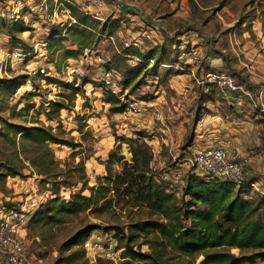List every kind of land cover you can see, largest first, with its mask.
Instances as JSON below:
<instances>
[{"label": "rangeland", "instance_id": "1", "mask_svg": "<svg viewBox=\"0 0 264 264\" xmlns=\"http://www.w3.org/2000/svg\"><path fill=\"white\" fill-rule=\"evenodd\" d=\"M39 1L35 0V3ZM171 1L173 0H151V4H154L156 11L159 12L153 20L160 21L163 27H165L163 22L158 18L161 14L167 13L169 3H173ZM197 1L203 7L212 6L206 10L210 18L206 31L214 44L221 35L230 37L232 33L231 37L234 38L231 29L240 25L242 21H245L243 29L258 28L255 34L250 31V35L246 37L249 49L247 58L244 59L251 65L256 78L264 77V0ZM106 2L107 6L112 7L118 0ZM48 3L54 4V0H48ZM8 6L12 8L9 0H0V60L6 52L16 48L25 54V60L24 63H16L15 59H11L0 71V163L9 161L20 172V175L15 176V181L7 184V178L0 183L3 199L8 197L0 203V211L14 208L21 210L23 214L31 215L41 203L52 196L51 185L42 182L44 177L34 173L24 160L30 154V150L25 151L24 144L28 140L22 141V134L24 130H29L37 124L53 126L61 142H66L51 144L54 158L63 170L59 179L64 175L69 176L72 173L69 171L70 168L81 160L84 163L83 172L87 186L97 184V177L103 176L106 172L105 163L109 160V154L115 152L128 160L131 159L129 147L122 141L135 138L139 134L145 137L150 146L152 171L168 190L179 192L180 195L184 179L192 169L193 151L197 146L205 144L203 143L205 137L201 133L202 124L207 118H214L210 115H214L216 111H220L221 114L235 113L233 107L228 106L220 96L218 89L210 87L203 90V86L197 84L196 80L181 76L187 72L188 66L182 53L187 55L194 53L189 50V46L178 44L173 47L169 41L168 44L163 42V46L167 48L153 51L154 60L163 52L164 57L160 62L169 66L158 65L153 75H147L148 71L152 72L151 67L148 71L144 69L140 71L139 77L135 80L137 87L129 92L141 102V107L138 114L126 116L123 114L122 100L118 102L111 97L99 81L104 68L118 70L122 74L121 78L135 74L132 68L135 65L127 62L125 56L127 50L121 42L125 35L119 33L117 21L114 26L111 18H106L105 15L101 20L86 15L85 24L83 23L85 27L73 26L65 30L62 24L66 22L67 17L60 11L53 16L49 10L45 16L26 15L22 21L27 24L28 30L16 33L13 37L9 33V27L16 22H11L5 14ZM71 11L79 21L85 17L77 9L72 8ZM202 12L205 11L196 9L190 14L189 19H184L185 23L182 22L180 28L203 23ZM76 28H85L87 34H91V42L88 45L98 51V55L104 60L103 63L99 65L95 62L81 61L79 47L71 40V33ZM121 30L123 31L122 28ZM156 35L158 34L155 33L154 39ZM109 36H113L114 42ZM46 41L47 45L41 47L39 43ZM36 49L39 53L45 52L46 58L36 57ZM71 50L74 52L72 55L67 53ZM175 65H180L182 69H176ZM38 66L50 70V75L29 73L32 68ZM73 66H80L82 69L80 82L88 81L84 86L77 87L76 91L71 87L76 78L70 72ZM48 78L52 81L49 82ZM210 95L217 97L216 107L207 102L206 98ZM244 97L247 100L243 105H246L250 99ZM255 106H257V108L253 106L255 113L264 114L257 104ZM156 110L161 113L160 119L154 116ZM46 113L55 119L48 120ZM263 114L256 120L262 128L250 131L245 144H242L238 151L241 158L248 160L244 170L245 176L256 182L258 187L257 190L250 191L252 192L250 195L260 205V211L264 214ZM226 116L224 114V117ZM113 167L117 168L116 165ZM77 192L89 195L88 189H83L82 183L79 182L68 187L62 186L59 189V196L69 200L71 194ZM113 201H116V198ZM149 217L153 215L144 207L120 209L113 202L106 210H88L70 217L60 225L48 227L45 231L25 228L26 263L143 264L136 260L125 261L121 258L123 249H119L118 255L113 259H108L103 255L102 248L109 247L108 251H112L122 245L121 235L114 226L122 227L127 235V224ZM91 224L98 227L88 229ZM97 236L100 237L102 248L87 250L84 246L86 240L91 239L92 242ZM142 250L147 251L146 246H143ZM0 264H6L1 248ZM251 264L264 262L256 261Z\"/></svg>", "mask_w": 264, "mask_h": 264}, {"label": "trees", "instance_id": "2", "mask_svg": "<svg viewBox=\"0 0 264 264\" xmlns=\"http://www.w3.org/2000/svg\"><path fill=\"white\" fill-rule=\"evenodd\" d=\"M84 16L78 20L81 25L75 26L85 27L86 15ZM26 30L28 26L23 21L9 27V33L13 37L16 33ZM59 33L61 34V31ZM90 35L85 28H76L71 33V40L79 47V53L83 47L90 46ZM85 43L87 45H84ZM129 51L143 60L132 67L135 74L121 78V85L133 91L137 87L135 80L140 71H148L151 67L152 72L148 71L147 75H153L164 56L162 52L160 57L154 60L152 50L140 53L130 48ZM67 53L72 55L74 52L71 50ZM150 58L155 62L153 66L148 64ZM47 80L52 81L50 78ZM87 83V80H83L80 87ZM71 87L73 91L77 90V87ZM108 93L118 102L121 101ZM208 99H213V96L210 95ZM45 115L48 120L55 119L49 113ZM27 140L24 149L28 152L30 150V154L24 160L34 173L44 177L42 182L51 185L52 196L41 203L31 215L27 214L30 217H27L26 228L45 231L48 227L60 225L70 217L88 210H106L115 202L120 209L144 207L153 215L127 224V235L122 227L114 226L123 241L117 249H123L121 258L125 261L136 260L143 264L264 262V214L260 211V205L250 195L254 188L238 187L235 183L222 179L201 178L192 166L191 172L184 179L181 194L168 190L152 171L150 146L145 137L139 134L135 138L122 141L128 145L131 159L111 152L109 160L105 163V174L97 177V184L87 186L83 172L84 163L81 160L70 168L72 173L69 176L58 178L63 170L54 158L51 144L66 142H61L52 126L37 124L29 130H24L22 141ZM114 165L117 166L116 169ZM0 168L3 169H0V183L8 177L20 175L17 167L9 161L1 162ZM79 182L82 183L83 189H88L89 195L82 192L72 193L69 200L59 196L62 186L68 187ZM115 198L116 201H113ZM97 227L98 225L91 224L87 228ZM143 246H146L147 251L142 250Z\"/></svg>", "mask_w": 264, "mask_h": 264}, {"label": "built area", "instance_id": "3", "mask_svg": "<svg viewBox=\"0 0 264 264\" xmlns=\"http://www.w3.org/2000/svg\"><path fill=\"white\" fill-rule=\"evenodd\" d=\"M10 5L7 7L5 14L11 22H18L24 20L26 15L38 14L45 16L48 11L51 10L53 16H56L57 11H60L65 15L66 22L63 23V29H68L71 26L81 25L79 21L72 15L71 9H77L84 15L90 16L94 19L101 20V10L105 5L104 0H54V4H49L48 0H40L35 3V0H9ZM23 3L25 8H23ZM164 30L160 21L152 20L147 24L135 37L123 42V47L127 50L125 55L127 60L134 65H138L143 60L136 54L129 51L130 48L138 50L140 53L145 52V47L149 42L154 40V35L157 33L160 35ZM110 40H114L113 36H109ZM114 42V41H113ZM112 42V43H113ZM41 47L47 45V41L39 43ZM36 51V57H45L46 54ZM184 58H191L193 61H199L196 54L187 55L182 53ZM46 58V57H45ZM79 58L81 61L95 62L96 64L103 63V59L98 55V51H95L90 46H85L80 50ZM15 59L16 63H24L25 54H23L18 48L9 50L0 60V71L8 61ZM155 62L152 58L149 59L148 64L153 65ZM175 68L182 69L180 65H175ZM50 71V70H49ZM44 66H38L32 68L29 73L33 75L44 74L50 75V72ZM72 75L76 78L73 80L72 85L79 87L80 77H82V69L80 66H73L70 69ZM120 73L113 69L102 70L100 76V82L104 88L118 97L123 102V114L126 116H132L139 113L141 102L135 99L129 92V88H125L120 83ZM205 83L214 85L221 95L226 100L238 102L239 98L243 95L251 97V93L242 84L237 83L231 76L221 70H209L203 76ZM154 116L157 119L161 118V113L156 110ZM53 127V126H52ZM53 130L55 128L53 127ZM248 160L239 156V151L230 139L216 138L211 143L206 145L197 146L192 154L191 165L194 172L204 179H222L235 183L239 186H250L254 189H258L256 182L249 180L245 176L244 170ZM27 214H23L18 209H4L0 211V248L5 255L6 264H27L25 259L26 247L24 243L25 228L27 222ZM100 237L97 236L94 240L88 239L84 243L85 248L88 250L102 248L99 242ZM109 247L102 248L104 256L108 259H113L118 255L119 249L108 251ZM120 251V250H119ZM120 256V255H119Z\"/></svg>", "mask_w": 264, "mask_h": 264}, {"label": "crops", "instance_id": "4", "mask_svg": "<svg viewBox=\"0 0 264 264\" xmlns=\"http://www.w3.org/2000/svg\"><path fill=\"white\" fill-rule=\"evenodd\" d=\"M104 1L105 5L101 10L102 16L105 15L106 18H111L113 25L116 21L118 22L119 33L121 35L124 33L125 35V38L121 40L122 43L139 34L150 21L156 19V16L159 15L154 4H151V0H118L117 3L112 4V7L107 6L108 2ZM171 2L173 3H169L170 6L166 9L167 13L161 14L160 18L157 17L163 22L164 30L146 45L145 52L148 49L156 51L167 48L163 45L164 43L168 44L169 41V44L173 47L178 44L189 46V50L194 52L192 54L198 56L199 61L195 62L191 58H185L184 61L188 64L186 66L187 72L181 74V76H188L191 80H196L197 84L203 86V90H207L210 87H216L202 82L204 74L209 70H221L251 92V97H248L250 102L248 101L246 105H243L245 100H247L244 99L245 95L240 97L238 102L226 100L222 97L228 106L233 107L235 113L222 112L221 114L220 111H216L214 115H210L214 116V118H207L201 128V133L205 137L203 138V143H205L203 145L211 143L216 139V136H222L217 138L230 139L234 146L240 150L242 144H245V139L250 135V131H256L258 127L262 128L256 120L263 113H255L253 106L257 108L255 106L257 104L261 111H264V77L256 78L251 65L244 59L247 58L249 49L247 48L248 41L246 37L250 35V31L255 34L258 28L243 29L245 21H242L240 25L231 29V31L233 30L234 38L231 37L232 33H230V37L221 35L214 44L210 34L206 31V27L209 25L208 20L210 19L206 10L212 6L210 8L203 7L197 0H173ZM196 9L205 11L202 12V15H204L203 23H195L194 27L184 26L180 28V24L182 22L185 23L184 19H189L190 14ZM252 23H254V20ZM225 40H227V44H225ZM158 65L169 66L162 62L158 63ZM206 100L213 107H216L217 97L215 95H213V99L206 98ZM224 114L230 115V117H224ZM248 141L251 142V139ZM15 180V177H8L6 183L9 184ZM5 199H8V197H5ZM5 199L0 193V203Z\"/></svg>", "mask_w": 264, "mask_h": 264}]
</instances>
